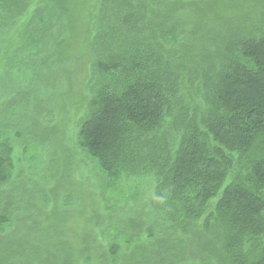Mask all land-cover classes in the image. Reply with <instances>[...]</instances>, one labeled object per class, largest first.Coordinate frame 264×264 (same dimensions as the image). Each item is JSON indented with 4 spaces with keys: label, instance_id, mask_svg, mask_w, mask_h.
Wrapping results in <instances>:
<instances>
[{
    "label": "trees",
    "instance_id": "1",
    "mask_svg": "<svg viewBox=\"0 0 264 264\" xmlns=\"http://www.w3.org/2000/svg\"><path fill=\"white\" fill-rule=\"evenodd\" d=\"M32 2L0 0V24L10 28ZM103 3L92 26L88 98L73 143L103 175L106 191L134 181L135 202L139 185L152 188L140 209L154 228L142 227L178 249L179 263L189 259L184 250L191 246V255L210 264H264V33L226 42L215 69L189 74L163 50L176 30L158 14L148 17L147 0ZM111 3L119 13L106 20ZM41 9L28 15L27 36H48L52 21L37 14ZM53 25L52 32L63 33ZM3 97L0 188L15 171ZM3 205L0 200V232L11 215Z\"/></svg>",
    "mask_w": 264,
    "mask_h": 264
},
{
    "label": "rangeland",
    "instance_id": "2",
    "mask_svg": "<svg viewBox=\"0 0 264 264\" xmlns=\"http://www.w3.org/2000/svg\"><path fill=\"white\" fill-rule=\"evenodd\" d=\"M55 1L32 2L10 28L0 24V93L10 106L4 134L15 161L13 178L0 188L3 208H11L2 221L0 264H210L191 255V246L179 263L181 252L165 246L162 234L155 229L148 237L142 226L152 217L146 222L140 208L152 188L139 185L135 202L134 181L106 191L103 175L73 143L88 98L92 26L109 0ZM110 6L106 20L119 13ZM37 7L52 21L45 39L27 36L26 19ZM147 7L148 17L158 14L176 30L163 50L189 74L215 69L226 42L264 33V0H147ZM52 23L63 33L52 32Z\"/></svg>",
    "mask_w": 264,
    "mask_h": 264
}]
</instances>
